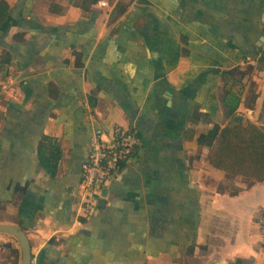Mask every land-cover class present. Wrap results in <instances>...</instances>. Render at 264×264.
Returning <instances> with one entry per match:
<instances>
[{"label":"crops","instance_id":"crops-1","mask_svg":"<svg viewBox=\"0 0 264 264\" xmlns=\"http://www.w3.org/2000/svg\"><path fill=\"white\" fill-rule=\"evenodd\" d=\"M0 24V223L30 264H264V180L212 165L201 133L264 127V0H6ZM136 153L76 210L94 125ZM58 138L50 176L36 145ZM0 231V264H20Z\"/></svg>","mask_w":264,"mask_h":264},{"label":"trees","instance_id":"trees-1","mask_svg":"<svg viewBox=\"0 0 264 264\" xmlns=\"http://www.w3.org/2000/svg\"><path fill=\"white\" fill-rule=\"evenodd\" d=\"M8 8V2L0 0V24ZM232 101L225 125L220 127L215 123L200 134L199 142L209 146L207 157L212 165L228 174L244 175L248 184L264 180V127L235 111L237 103L234 98ZM36 151L41 167L54 176L61 155L58 138L43 134L37 141Z\"/></svg>","mask_w":264,"mask_h":264},{"label":"built area","instance_id":"built-area-1","mask_svg":"<svg viewBox=\"0 0 264 264\" xmlns=\"http://www.w3.org/2000/svg\"><path fill=\"white\" fill-rule=\"evenodd\" d=\"M100 3L104 1L100 0ZM139 142V136L132 126L122 123H115L109 129L92 126L87 158L81 168L76 207L78 212L94 204L96 195L100 193V186L132 158ZM258 223L264 235V211Z\"/></svg>","mask_w":264,"mask_h":264},{"label":"water","instance_id":"water-1","mask_svg":"<svg viewBox=\"0 0 264 264\" xmlns=\"http://www.w3.org/2000/svg\"><path fill=\"white\" fill-rule=\"evenodd\" d=\"M0 231L7 232L18 240L21 253L20 264H30V241L22 227L16 223H0Z\"/></svg>","mask_w":264,"mask_h":264}]
</instances>
